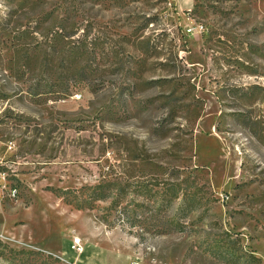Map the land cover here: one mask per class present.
<instances>
[{"label":"rangeland","instance_id":"374dc122","mask_svg":"<svg viewBox=\"0 0 264 264\" xmlns=\"http://www.w3.org/2000/svg\"><path fill=\"white\" fill-rule=\"evenodd\" d=\"M173 168L201 187L183 232L75 205ZM0 241V264H264V0H0Z\"/></svg>","mask_w":264,"mask_h":264},{"label":"trees","instance_id":"16d2710c","mask_svg":"<svg viewBox=\"0 0 264 264\" xmlns=\"http://www.w3.org/2000/svg\"><path fill=\"white\" fill-rule=\"evenodd\" d=\"M183 170L173 168L170 178L162 185H157L150 179L137 182L106 181L95 186H89L87 193L76 192L77 208H93L97 202H110L100 220L109 227L127 223L130 228H141L151 235H162L172 232H183L186 229L190 214L201 208L199 194L201 187L190 175H182ZM211 199H208V205ZM176 208L174 209V207ZM5 248L6 244L0 241ZM215 254L228 264H248L242 255H237L234 247L225 250L209 247ZM232 249L228 251V249ZM243 251V250H242ZM255 258L253 254L249 256ZM10 264H68L52 253L41 250L9 248L6 255ZM256 259V258H255Z\"/></svg>","mask_w":264,"mask_h":264},{"label":"built area","instance_id":"2783aa9c","mask_svg":"<svg viewBox=\"0 0 264 264\" xmlns=\"http://www.w3.org/2000/svg\"><path fill=\"white\" fill-rule=\"evenodd\" d=\"M73 248L74 249H77L79 251H82L83 244H82V240H81L80 237H74V240H73Z\"/></svg>","mask_w":264,"mask_h":264}]
</instances>
